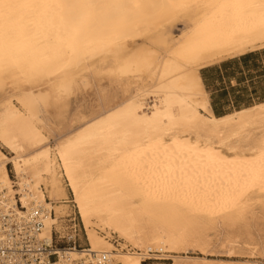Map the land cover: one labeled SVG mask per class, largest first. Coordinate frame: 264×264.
<instances>
[{"label":"bare ground","instance_id":"obj_1","mask_svg":"<svg viewBox=\"0 0 264 264\" xmlns=\"http://www.w3.org/2000/svg\"><path fill=\"white\" fill-rule=\"evenodd\" d=\"M260 50L264 0H0V241L71 207L86 247L54 264L264 255V101L217 117L200 73Z\"/></svg>","mask_w":264,"mask_h":264},{"label":"rangeland","instance_id":"obj_2","mask_svg":"<svg viewBox=\"0 0 264 264\" xmlns=\"http://www.w3.org/2000/svg\"><path fill=\"white\" fill-rule=\"evenodd\" d=\"M221 63L213 67H219ZM258 64L263 69V73H264V54H261V56L259 57ZM240 69L242 71V74L239 72V69L235 67L228 69L229 73H234V77L231 79L230 84L227 82V79H224L223 85L219 83L218 74H216L215 72L206 73L205 76L208 83V89L206 87L205 88L209 93V97L211 96V93L213 91H215L216 89L222 86H225L227 91H230V87L246 88L248 93H250L251 90L255 88L256 95L258 96L263 95L264 76L262 75L255 76L256 74L254 70L250 69V73L253 76H255L251 79L248 76L247 70L242 66V64H240ZM203 70L204 69H201L200 73H202ZM241 77L243 82L240 85H238L237 79ZM252 97H255V95H252ZM227 99L229 101H233V97L231 93L228 95ZM97 102H98V96H97L96 87H88L87 89L78 93L75 97L72 98V103L69 107V115L77 114V115L87 116L91 112L96 110ZM8 170L10 171V166H8ZM10 176L12 177L11 172H10ZM250 225L251 227L249 231L251 233V237L261 243H264V212L261 211V209L256 208V210L254 211L253 219H250ZM62 237L64 238L62 239ZM67 239H71V241L69 242L67 241ZM53 240L58 247L72 245L73 241L76 243L77 249H83L86 247L83 230L71 207L67 209V214H64L63 217L59 220L58 227L53 232ZM191 257L200 258L202 256L191 255ZM207 259L214 261L223 260L235 264L245 263L246 261L256 262L257 264H264V255L257 254L253 258H249L248 256H246V253L243 249H238L230 257H227L226 253L221 251L219 248H213L208 253ZM142 264H171V261L148 259L144 261Z\"/></svg>","mask_w":264,"mask_h":264},{"label":"trees","instance_id":"obj_3","mask_svg":"<svg viewBox=\"0 0 264 264\" xmlns=\"http://www.w3.org/2000/svg\"><path fill=\"white\" fill-rule=\"evenodd\" d=\"M261 54H264V50L248 53L239 58L225 61L221 63L219 67H209L204 69L201 74L205 87L208 89V83L205 74L210 72H215L218 74L219 83L221 85L224 84V79H227V82L230 84L231 79L234 77V73H229L228 69L235 67L239 69V72L242 74L240 64H242V66L247 70L248 76L251 79L255 76H264L263 69L258 64V59ZM250 69L254 70L256 74L255 76L250 73ZM237 81L238 85H240L243 82L242 77L238 78ZM230 93L232 94L233 101H229L227 99ZM252 95H255V97H252ZM262 101H264V94L259 96L256 95L255 88H253L251 92L248 93L246 88L230 87V91H227L226 87L222 86L213 91L210 96L211 107L217 117L230 113L233 110L248 107L254 103Z\"/></svg>","mask_w":264,"mask_h":264},{"label":"built area","instance_id":"obj_4","mask_svg":"<svg viewBox=\"0 0 264 264\" xmlns=\"http://www.w3.org/2000/svg\"><path fill=\"white\" fill-rule=\"evenodd\" d=\"M6 228V240L0 241V264H54L57 259L58 250L76 249V243L58 247L54 243L53 236L49 243L38 242L30 235L27 229L19 231L18 226L3 218ZM40 230V223L35 222L30 226V231L37 233ZM54 232V231H53ZM64 237H62L63 239ZM71 241V239H67Z\"/></svg>","mask_w":264,"mask_h":264}]
</instances>
